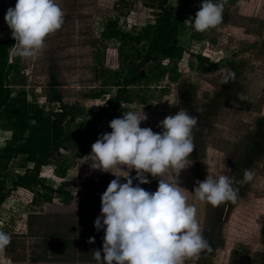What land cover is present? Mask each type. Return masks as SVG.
Segmentation results:
<instances>
[{
    "label": "rangeland",
    "instance_id": "374dc122",
    "mask_svg": "<svg viewBox=\"0 0 264 264\" xmlns=\"http://www.w3.org/2000/svg\"><path fill=\"white\" fill-rule=\"evenodd\" d=\"M201 2L168 0L183 21L177 40L186 53L176 69V81L167 76L157 80L155 72L148 70L149 66L142 69L146 82L130 87V91L134 95L144 93L148 98L145 104L120 103L115 110H102L116 89L113 84L121 82L129 63L137 64L141 57L136 54L140 45L125 46L123 56L117 50L119 43L102 41L100 33L106 22L115 18L122 31L141 33L147 24L153 23L154 11L148 8V0H58L64 12L61 28L46 38L43 50L36 57L19 55L15 45L9 62L16 64L23 75L24 86L17 87L16 91L25 89L27 101L36 102L46 112L56 111L59 105L51 102V97L60 94L62 103L80 109L68 124L70 131L79 127L94 133L89 142L82 144L77 138L60 149L48 170L54 178L46 174L47 170L41 171L43 177L57 186L64 178L59 180L55 170H66V179L79 195L86 186L99 184L106 189L115 178L109 172L93 169L88 157L96 139L111 131L109 122L113 118L130 110H143L147 119L140 126L160 132L159 122L180 108L198 116V124L193 128L195 148L188 158L189 165L178 174V183L188 190V202L197 208L202 234L211 250H202L185 264H234V261L264 264V0H241L224 5L220 23L208 33L199 34L192 30L188 20ZM14 4L15 0H0L3 39L11 34L4 16ZM205 50L211 52L210 62L215 68L206 66L201 71L197 69L195 55ZM173 68L172 62L165 67L168 72ZM228 70L234 76H228L225 81ZM90 120L94 121L89 126ZM8 129L4 113H0V149L11 138ZM82 147L86 154L79 157L76 151ZM213 163L216 174L223 172L234 177V187L238 189L236 200L212 205L199 200L192 192ZM24 166H27L24 156L18 155L0 171V181L4 183L2 193L11 188L16 176L23 174ZM245 170L251 171L250 180L245 179ZM135 172L132 169L130 175L135 177ZM145 175L150 182L141 187L149 184L158 187L157 177ZM159 178L168 179L169 174ZM120 179L124 182L123 177ZM137 183L134 179L133 184ZM27 202L26 198L14 197L0 206V227L9 235H13L17 220L26 221L23 215L28 211ZM26 242L11 240L9 252L2 253L0 248V263L23 264L27 259ZM3 256L6 261L1 259Z\"/></svg>",
    "mask_w": 264,
    "mask_h": 264
},
{
    "label": "clouds",
    "instance_id": "9594fccd",
    "mask_svg": "<svg viewBox=\"0 0 264 264\" xmlns=\"http://www.w3.org/2000/svg\"><path fill=\"white\" fill-rule=\"evenodd\" d=\"M222 11L218 0H202L188 22L195 30L206 31L220 23ZM4 20L19 55L36 57L46 38L61 28L64 12L58 0H15ZM228 76L234 73L228 70L225 81ZM146 119L143 110L124 112L109 122L111 131L91 145V167L115 177L101 195V212L94 221L98 231L104 229L102 249L93 251L97 264H185L202 250H211L202 234L197 208L188 202V190L178 183V174L189 165L195 148L193 128L198 116L180 108L159 122L160 132L141 127ZM132 169L135 177L130 175ZM145 173L158 178L155 191L140 186L150 182ZM166 173L168 179L159 178ZM207 173L192 191L199 200L218 205L237 199L234 177L216 174L214 163ZM251 178V171L245 170V179ZM134 179L138 180L135 185ZM10 239L0 230V248ZM94 240L89 237L88 242Z\"/></svg>",
    "mask_w": 264,
    "mask_h": 264
},
{
    "label": "trees",
    "instance_id": "16d2710c",
    "mask_svg": "<svg viewBox=\"0 0 264 264\" xmlns=\"http://www.w3.org/2000/svg\"><path fill=\"white\" fill-rule=\"evenodd\" d=\"M239 1L241 0H218L223 6ZM147 6L154 11L153 23L147 24L141 33L134 35L122 31L118 27L117 18L108 20L100 33L102 41L118 42L117 50L123 56L122 50L125 46L140 45V50L136 54L141 57L139 63L135 64L134 61L129 63L127 73L121 82L113 84L116 89L106 99V105L102 108L105 112L115 110L120 103L145 104L148 101L144 93L134 95L130 91V87L146 82L147 77L142 75V69L147 66H149L148 70L155 72L154 76L157 80H162L166 76L171 81H176L178 78L177 67L186 53L177 40V32L182 28L183 21L168 0H148ZM210 29L197 31L192 26V30L199 34L208 33ZM15 45L11 34L4 39L0 36V113H4L8 131L11 132V138L0 149V171L5 170L9 161L18 155L24 156L27 166H24L23 174L16 176L12 181L11 188L6 193H2L4 183L0 181V205L8 198L29 200L31 198L29 193L34 195L33 201L38 198L51 201L55 191L46 186V178L41 175L42 169L47 171L51 169V160L59 156L60 149L66 144L77 138L83 144L94 137L91 129L84 132L76 127L74 131H70L68 124L80 109L62 103L60 94L51 97V102L58 103L59 108L56 111L46 112L36 102L27 101L25 89L16 91L24 86V81L18 66L9 62L10 53ZM144 53L146 55L142 57ZM210 54L209 50H205L195 55L198 62L197 69L204 71L206 66L211 67V70L215 68L210 62ZM126 56L130 55L126 54ZM169 62L174 64L170 72L165 69ZM190 67L192 68V65ZM93 121H88V125L90 126ZM31 164L32 167H29ZM46 174L54 178L49 171ZM54 174L61 180L65 177L66 170L58 168ZM234 264L237 262L234 261Z\"/></svg>",
    "mask_w": 264,
    "mask_h": 264
},
{
    "label": "crops",
    "instance_id": "0c3cea01",
    "mask_svg": "<svg viewBox=\"0 0 264 264\" xmlns=\"http://www.w3.org/2000/svg\"><path fill=\"white\" fill-rule=\"evenodd\" d=\"M83 148L80 152L76 151L79 157L86 154V149ZM29 167H32V164ZM50 181L46 179L45 184L55 191L52 200L38 198L33 201L34 195L31 196L27 202V214L23 215L26 221H16L10 242L1 248L2 253L9 252L13 244L11 240H26L27 259L23 260V264H97L93 251L102 249L104 229L98 231L94 227V221L100 215V198L106 189L99 184L86 186L79 195V191L72 189V183L66 179V175L62 188L61 184L56 186ZM145 189L155 191L157 187L149 184ZM55 201H58L59 205L55 204ZM54 207L59 208L55 211L52 210ZM33 220L43 225H36ZM17 226L23 227L18 230ZM0 230L6 232L1 227ZM89 237H95L93 243L88 242ZM101 255L103 257V253ZM1 259L6 261L4 256Z\"/></svg>",
    "mask_w": 264,
    "mask_h": 264
},
{
    "label": "bare ground",
    "instance_id": "6f19581e",
    "mask_svg": "<svg viewBox=\"0 0 264 264\" xmlns=\"http://www.w3.org/2000/svg\"><path fill=\"white\" fill-rule=\"evenodd\" d=\"M181 175H182V173H181Z\"/></svg>",
    "mask_w": 264,
    "mask_h": 264
}]
</instances>
